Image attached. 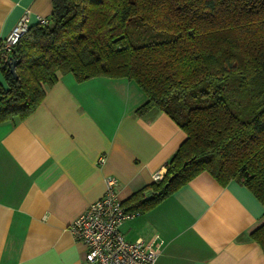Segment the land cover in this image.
Returning a JSON list of instances; mask_svg holds the SVG:
<instances>
[{
    "label": "trees",
    "instance_id": "1",
    "mask_svg": "<svg viewBox=\"0 0 264 264\" xmlns=\"http://www.w3.org/2000/svg\"><path fill=\"white\" fill-rule=\"evenodd\" d=\"M51 3L48 23L0 59V124L28 118L60 76L127 79L146 97L136 115L157 109L186 137L163 179L125 206L150 210L201 173L264 206V0ZM250 237L264 252V224Z\"/></svg>",
    "mask_w": 264,
    "mask_h": 264
},
{
    "label": "crops",
    "instance_id": "2",
    "mask_svg": "<svg viewBox=\"0 0 264 264\" xmlns=\"http://www.w3.org/2000/svg\"><path fill=\"white\" fill-rule=\"evenodd\" d=\"M26 10L34 25L52 3L0 0V42ZM145 101L133 81L66 74L28 118L0 124V264H81L69 225L103 196L106 178L124 202L165 174L186 136L157 109L136 115ZM262 224L264 206L246 187L201 173L120 230L158 247L155 264H264L250 237Z\"/></svg>",
    "mask_w": 264,
    "mask_h": 264
},
{
    "label": "built area",
    "instance_id": "3",
    "mask_svg": "<svg viewBox=\"0 0 264 264\" xmlns=\"http://www.w3.org/2000/svg\"><path fill=\"white\" fill-rule=\"evenodd\" d=\"M46 18H36L35 24L46 25ZM32 26L30 12L26 10L0 42V59L8 61L13 48ZM104 163L100 157L97 164ZM164 172L152 176L154 183L163 179ZM138 212L129 210L119 199L117 182L108 177L105 180L103 196L90 204L69 225L74 240L85 248L81 264H155L159 248L141 239L134 242L125 240L121 226Z\"/></svg>",
    "mask_w": 264,
    "mask_h": 264
},
{
    "label": "water",
    "instance_id": "4",
    "mask_svg": "<svg viewBox=\"0 0 264 264\" xmlns=\"http://www.w3.org/2000/svg\"><path fill=\"white\" fill-rule=\"evenodd\" d=\"M9 66H10V72L13 75L14 78H16L15 72H14V66H15V61L10 58L9 59ZM175 177V175H173L172 177L169 178V182Z\"/></svg>",
    "mask_w": 264,
    "mask_h": 264
}]
</instances>
